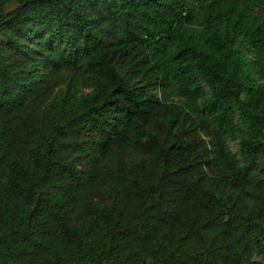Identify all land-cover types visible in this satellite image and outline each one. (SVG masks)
<instances>
[{"label": "trees", "instance_id": "obj_1", "mask_svg": "<svg viewBox=\"0 0 264 264\" xmlns=\"http://www.w3.org/2000/svg\"><path fill=\"white\" fill-rule=\"evenodd\" d=\"M0 263L264 264V0H0Z\"/></svg>", "mask_w": 264, "mask_h": 264}, {"label": "water", "instance_id": "obj_2", "mask_svg": "<svg viewBox=\"0 0 264 264\" xmlns=\"http://www.w3.org/2000/svg\"><path fill=\"white\" fill-rule=\"evenodd\" d=\"M0 264H2V263H0Z\"/></svg>", "mask_w": 264, "mask_h": 264}, {"label": "rangeland", "instance_id": "obj_3", "mask_svg": "<svg viewBox=\"0 0 264 264\" xmlns=\"http://www.w3.org/2000/svg\"><path fill=\"white\" fill-rule=\"evenodd\" d=\"M234 147V146H233Z\"/></svg>", "mask_w": 264, "mask_h": 264}]
</instances>
